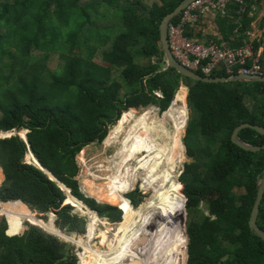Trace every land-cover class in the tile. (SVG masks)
Instances as JSON below:
<instances>
[{
    "label": "trees",
    "instance_id": "16d2710c",
    "mask_svg": "<svg viewBox=\"0 0 264 264\" xmlns=\"http://www.w3.org/2000/svg\"><path fill=\"white\" fill-rule=\"evenodd\" d=\"M180 1L0 0V132L27 130L26 143L18 135L0 137V202L5 204L0 212L9 220L26 217L42 224L25 210L27 205L44 219L54 212L56 226H44L52 234L26 223L21 234H13L20 223L8 221L7 228L2 216L0 264H77L68 243L56 235L83 247L80 264H94L95 258L98 264L108 257L110 251H101L96 257L98 249L92 250L78 236L66 235L83 233L86 220L63 202L65 191L60 184L97 215L110 222L122 220V207L98 202L80 191L75 155L85 144L103 140L108 126L125 111L123 120L130 108L152 105L159 112L166 110L181 85L187 87L188 117L182 143L189 160L168 200L172 205L181 201L179 196L183 198L175 212L182 223L184 211L186 214V264H264V241L248 226L264 149L245 150L230 139L240 123L264 127V82H204L165 67L158 25ZM238 9V4L230 3L225 14L215 15L218 33L205 42H227L228 47L243 44L251 17L247 9ZM111 12L114 20L108 21ZM100 17L105 22H98ZM252 50L264 71V30L252 42ZM210 75L229 74L220 65ZM141 125L140 132L127 136V143L123 141V157L105 186H98L100 192L87 182L97 199L121 204L126 210L128 202L118 192L129 189L132 172L144 159L149 127ZM237 134L250 144H264V134L253 128L242 127ZM130 159L136 161L133 168L126 165ZM145 185L142 180L141 186ZM127 197L132 205L142 200L136 190ZM149 205L146 201L137 211ZM256 224L264 230V193ZM92 225L91 221L87 225L88 242L94 237ZM99 236L100 242L105 241L104 231ZM136 237L131 235L123 242V258L126 245ZM140 242L135 243L137 248ZM153 245L142 255L152 257ZM168 245L170 253L163 264H177L174 252L183 246L182 237L174 234Z\"/></svg>",
    "mask_w": 264,
    "mask_h": 264
},
{
    "label": "rangeland",
    "instance_id": "374dc122",
    "mask_svg": "<svg viewBox=\"0 0 264 264\" xmlns=\"http://www.w3.org/2000/svg\"><path fill=\"white\" fill-rule=\"evenodd\" d=\"M216 15H218V14H216ZM107 16H109L107 19L108 21L114 20L112 12H111V15L108 14ZM97 21L98 22L100 21L101 23H103V22H105V18L100 17ZM214 29L217 30L216 24H215ZM180 88H185L186 89V90L184 89L185 92L183 89L180 90ZM186 91H187V87L181 85L178 88V90L176 91L174 98L172 99L168 108L162 112H159L158 109L152 105L147 106L145 108H137V109L130 108V109H128L130 111L128 113V115L125 113L123 120H120V118L122 117V114L125 111L122 112L121 115L119 116V118L113 124L108 126L107 133H106L105 137L103 138V140H101L100 142L92 141V142L85 144L79 150V152L75 155V161L79 167L76 178L78 180L80 191L86 196L93 197L98 202H104V203L114 205L116 207L120 206L123 208V213L121 211V213H122L121 219L122 220H120L118 222H110L106 218L97 215L96 212H94L93 210H90L86 205L82 204L81 202L74 201L76 199L70 195L68 189L63 188V190L65 191V199L63 202L64 203L68 202L73 208L72 211L76 212L78 215L84 217L86 220L85 231L81 234H78V237L81 240L83 239L84 242H87L88 247L91 248L92 250H96V249L99 250L96 257H98V255L101 251H110V255L113 254L114 246L122 244L123 241L125 240V238H128L131 236V234L128 233L127 228L128 227L130 228L129 225H132L134 223V220H132V222L130 221L129 212L125 209V207L123 205L111 203L107 200H104L105 198L104 199H97L95 196H93L94 194L90 193V190L93 187V190L95 192L99 193L100 190H99L98 186H101L102 188L105 186V183L107 181V177L114 174L116 165L119 164V162L121 161V159L123 157L120 153V148L122 147V145L124 143L123 141H125L127 136H131L134 133L140 132L143 129V128L139 127L141 124H144L146 127H149V130H148L149 138L151 139V141L153 140L152 142L155 144L156 148H158V147L169 148L171 146L173 147V144H172L174 141L173 133L177 134V137H176L177 143H176L175 149L173 150V155H174V161L172 160L173 161V170L171 171V174L174 175V177H175L174 178L175 184L173 182L170 184L171 186L174 184L171 188V190L174 192L173 187L178 182V177L182 171L183 164L185 161L189 160V158L187 157V155L185 153L184 145L182 143V136L184 134V129H185V125H186V121H187V117H188V109H187L186 102H185ZM26 131L27 130H25V129H21V130L17 131V133H18V135L23 137ZM13 133H15L14 130L7 131V132H0V137L9 136V135H12ZM125 143H127V139H126ZM159 144H161V146ZM170 157L171 156H169V158ZM25 160L29 161L28 155H25ZM126 165L133 168L136 165V161L134 159H130ZM155 166H159V163L158 164L156 163L155 165L151 166L152 169ZM162 169H163V167L161 166L159 169L160 172ZM144 174L145 173L142 170L140 171L139 169L133 171L132 176H133L134 180L130 183L129 189L126 192L121 194V196L127 200L131 213H133V212L135 213L139 209V205L145 204L146 201H149V202L151 201V204L148 206V208L143 209V210H139V212L141 214L148 212L151 209V206H153L155 199L157 200L165 192L167 193V191L170 187V185H169L168 188H166L164 190V192L162 194H160V196L157 198V197H155V195L153 193V189L151 187V185H153V184L145 185L146 187L141 186L142 180L146 179V178L142 179V177H143L142 175H144ZM2 180H3V174H2V171L0 168V183ZM88 181L93 183L92 187L87 184ZM60 186H61V184H60ZM134 186H135V189H133ZM131 190L132 191L136 190V192L142 196L141 202L138 203L137 205H132L129 202V199L127 198V194ZM168 194H169V192L167 193V197H168ZM67 198H69V201ZM152 198L154 199V201L151 200ZM182 202L183 201L174 203L171 206L168 202V205H169L168 209L172 210L174 213L173 215H175L174 221H171V222H174V223L177 222L178 227L174 228V226L169 224L168 222H166L165 219H163V217H162V219H160V226H158L159 219L156 220V226H155V230L157 229V226H158V228L161 227L162 229L164 227L171 226V230L177 231L180 234L179 237L180 238L182 237V245L183 246H179L177 248V250H175V252H174V255H176V257H177V264H186V258H187V253H186L187 238H186V235L183 234V231L185 232V222H184L185 220L184 219L186 217V214L184 211V213L182 215V220H183V223H182L181 221L178 220V215L175 212V206L182 203ZM1 206L3 208L5 206V204H2L0 202V208H1ZM24 207H25L26 211L31 212L33 217L35 219L41 221L42 224L31 222L26 217H20V229L18 230V232H15L13 234H16V233L21 234L27 227L26 223L36 224V225L42 227L43 229H47V228H44V226L45 227H51L53 225L54 227H56L54 225V219H55L54 212H48L46 214V219H44V218H42V213H39L36 210L30 209L27 205ZM11 209L20 211L16 206H12ZM183 210H184V207H183ZM2 216L5 218L7 228H8V226H9L8 225L9 224L8 218L6 217L5 214L0 212V218ZM90 221L93 223L92 226H93V231H94V237L88 242V241H86L87 238L85 237V235H86L87 225ZM146 222L141 224L142 226L140 228H142V230H141L142 233H140L138 235L139 238L136 237L135 239H133V242H132V243H134L133 246H136L135 243H138L141 240V237L144 236V234L146 233L145 228L148 225V221H146ZM122 224H124V225L121 226ZM162 229L156 230V232L154 230L153 235L159 234ZM58 231H60V230L58 229ZM102 231L105 232V241L100 242L101 237L99 236V234ZM60 232L63 234H66L62 231H60ZM123 232L125 233V236L122 237ZM7 234H9V233H7ZM54 235H56V234H54ZM66 235H70V236L75 237L74 232H71V233L69 232ZM133 235H137V234H133ZM153 235H149V237L150 236L152 237ZM56 236H58V235H56ZM149 237L147 239L148 242H145L142 246H139L138 249H140V250L142 249L144 251L145 248H148L149 246H151L153 244L151 237H150V239H149ZM59 238L61 240L65 241L66 243H68V245L70 247V251H72L76 255L77 264H80L81 258L79 257V254L81 252H83V247L80 245L74 244L68 240H65L64 238H61V237H59ZM114 243H115V245H114ZM118 248H119V246H118ZM132 253H133L132 256H136L135 252H132ZM110 255L108 257H110ZM108 257H106V258H108ZM106 258L100 260V262L98 264H100ZM94 264H96V258H95ZM169 264H172V263L170 262Z\"/></svg>",
    "mask_w": 264,
    "mask_h": 264
},
{
    "label": "built area",
    "instance_id": "2783aa9c",
    "mask_svg": "<svg viewBox=\"0 0 264 264\" xmlns=\"http://www.w3.org/2000/svg\"><path fill=\"white\" fill-rule=\"evenodd\" d=\"M249 0H191L180 12L176 21L167 25V39L171 54L185 67L210 75L217 66L230 74L262 75L261 64L252 50L254 32L247 31L243 44L228 47L211 40L201 41L196 36L199 21L207 13L225 14L227 5L236 3L239 9ZM264 1V0H259ZM189 33V35H188Z\"/></svg>",
    "mask_w": 264,
    "mask_h": 264
},
{
    "label": "water",
    "instance_id": "95a60500",
    "mask_svg": "<svg viewBox=\"0 0 264 264\" xmlns=\"http://www.w3.org/2000/svg\"><path fill=\"white\" fill-rule=\"evenodd\" d=\"M191 0H181L171 11L167 12L164 14L159 22L158 25V32H159V39L161 43V48H162V53H163V58L165 61V67H172L174 68L177 72L180 74L192 78L194 80H200L204 82H224V81H230V80H243V81H263L264 82V76L262 75H246V74H241V73H235V74H230L228 76H211V75H202L200 73H197L196 71H193L184 65H182L180 62H178L173 55L170 52L169 45H168V39H167V25L168 22L171 20L172 17L175 15L179 14V12L190 2ZM242 127H250L255 129L258 133L264 134V127L260 125H254V124H249V123H240L237 126L234 127V129L231 132L230 139L233 143L241 147L242 149L245 150H251V151H256L259 150L260 148L264 149V144L263 145H256V144H250L248 142L243 141L237 134L238 130L241 129ZM15 133L12 135H18L17 130L14 129ZM25 143H26V136H20ZM29 151V149H28ZM37 163V161L35 160ZM35 162H32L35 164ZM39 166V164L37 163ZM40 167V166H39ZM41 168V167H40ZM42 169V168H41ZM44 170V169H42ZM51 179H54L52 175H50L46 170H44ZM55 180V179H54ZM61 187L64 189V185L61 184ZM264 193V166L258 175L257 182H256V195L250 210L249 218H248V226L252 232H254L257 236H259L263 241H264V230H262L257 224H256V216L258 212V205L260 202V199ZM76 199V198H75ZM78 202H81L80 200L76 199ZM68 203V202H66ZM82 203V202H81ZM83 204V203H82ZM118 209L119 206H117ZM121 210V209H120ZM122 215V214H121ZM42 228V227H41ZM45 231L52 233L46 229ZM53 234V233H52ZM183 234L185 235V232L183 231ZM74 236H78L77 232H74ZM148 236V233L146 232L144 236L141 237V244L144 243V240ZM58 237V236H57ZM59 238V237H58ZM60 239V238H59ZM133 241V240H132ZM132 243V242H131ZM131 243L126 245L127 249V255L126 257L122 259H118L113 262V264H144V256L143 250H138V249H133L131 246ZM135 252L136 256H132L133 253Z\"/></svg>",
    "mask_w": 264,
    "mask_h": 264
},
{
    "label": "bare ground",
    "instance_id": "6f19581e",
    "mask_svg": "<svg viewBox=\"0 0 264 264\" xmlns=\"http://www.w3.org/2000/svg\"><path fill=\"white\" fill-rule=\"evenodd\" d=\"M173 137H174V141L172 143L173 147L171 146L169 148H160V147L156 148L155 144L152 142L153 140L151 141V139L149 138V134H148L147 141H146L147 142V147L145 148V151H144V159H143V161H142V163H141V165L139 167V170L140 171L142 170L145 173L144 175H142L143 176L142 179L146 178L144 180L145 183L147 185L153 184V185H151V187L153 189V193H154L155 197H157V198L160 196V194H162L164 192V190L166 188H168V186L172 182L175 184V179H174L175 177H174V175L171 174V171L173 170V161H174L173 150L175 149V146H176V143H177V139H176L177 134L173 133ZM159 145L161 146V144H159ZM169 156H171L170 157L171 159L169 158ZM156 163L157 164L159 163V166H155L152 169L151 166L155 165ZM161 166L163 167V169L160 172L159 169H160ZM148 178H149V180H147ZM155 180H159V183L157 181H155ZM172 186L170 185L167 193L171 190ZM118 193L121 195L120 190H119ZM167 193L165 192L157 200L155 199V202H154L153 206H151V209L148 212H146V213H142L141 214L139 211H136L135 213L134 212L131 213L130 209H129V206H127V210L129 212L130 221L132 222V220H134V223L132 225H129L130 228L129 227L127 228L129 234H131V235H133V234L139 235L140 233H142L141 232L142 228H140L142 226L141 224H143L146 221H148V222L152 221L153 218L156 215H158V214L162 215L163 218H165V219H167L169 221H174L175 215H173L174 213H173L172 210L168 209L169 208V205H168V201L169 200H168V197H167ZM98 195H100V194H98ZM179 198H180L181 201H183L182 197L179 196ZM151 200L154 201L153 198ZM15 201H19V200H15ZM19 202H21V201H19ZM169 204H170V202H169ZM8 221L10 223H12V225H16V224L20 223V221H16V220H9L8 219ZM123 225L124 224H122L121 226H123ZM126 239L127 238H125V240ZM122 244L114 246L113 254H111L110 257L106 258L100 264H113L114 261H116L118 259H122L121 252H120ZM114 245H115V243H114ZM118 246H119V248H118Z\"/></svg>",
    "mask_w": 264,
    "mask_h": 264
},
{
    "label": "crops",
    "instance_id": "0c3cea01",
    "mask_svg": "<svg viewBox=\"0 0 264 264\" xmlns=\"http://www.w3.org/2000/svg\"><path fill=\"white\" fill-rule=\"evenodd\" d=\"M263 2L264 1L249 0L248 2L245 3V6H243L241 9H238V12H242L244 9L248 10L247 11L248 12L247 15L249 17H251V20L249 22V27L244 31V34L246 35L247 31L254 32V34L256 36L254 38V40L259 38L261 36V34H262V31L264 30V23L262 24V16H263V13H264ZM214 16L215 15H212L211 13H207V14H205L204 16H202L200 18V21H199V32L201 31V35H197L196 34V36L199 39L202 38V39H200L201 41L205 42L206 38H210V36L217 35L218 32H217L216 29H214V27H215ZM230 38H233V36H231ZM244 39H243V41H244ZM219 43L224 44L226 46L227 42L226 43L225 42H219ZM260 50H261V48L258 49V52ZM181 89L184 90L185 88H180V90ZM185 90H184V92H185ZM186 93H187V91H186ZM121 257H122V255H121Z\"/></svg>",
    "mask_w": 264,
    "mask_h": 264
},
{
    "label": "flooded vegetation",
    "instance_id": "af4514ba",
    "mask_svg": "<svg viewBox=\"0 0 264 264\" xmlns=\"http://www.w3.org/2000/svg\"><path fill=\"white\" fill-rule=\"evenodd\" d=\"M133 189H135V186L133 187ZM129 202L132 204L130 199H129ZM150 204H151V202H150ZM162 217H163L162 215L158 214L153 218L152 221L148 222L149 224L146 226L147 229L145 228L146 229L145 232L148 233V236L144 240V243L148 242L147 239H148L149 235H153L157 219H159L158 226H160V219H162ZM163 219H165V218H163ZM165 221L168 222L169 224L173 225L174 228L178 227L177 222L174 223V222H171L167 219H165ZM158 226H157L156 230L162 229L161 227L158 228ZM156 230H155V232H156ZM174 234H177L180 236V234L177 231L171 230V226H167V227H164L159 234H155L152 237L150 236L152 238V240L154 241L153 242L154 245L152 246L153 256L149 257L147 259L144 256V264H163L165 262L166 258L169 256L170 248H169L168 243ZM150 237H149V239H150ZM143 244H141L140 246H142ZM132 248L138 249L136 246H132ZM138 250H140V249H138Z\"/></svg>",
    "mask_w": 264,
    "mask_h": 264
}]
</instances>
